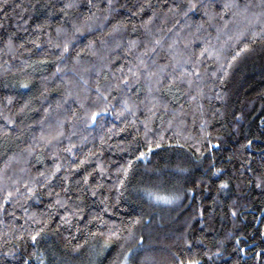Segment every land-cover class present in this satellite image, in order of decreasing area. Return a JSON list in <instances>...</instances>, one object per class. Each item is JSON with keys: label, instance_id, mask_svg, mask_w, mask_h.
<instances>
[{"label": "trees", "instance_id": "obj_1", "mask_svg": "<svg viewBox=\"0 0 264 264\" xmlns=\"http://www.w3.org/2000/svg\"><path fill=\"white\" fill-rule=\"evenodd\" d=\"M147 2L152 8L134 15L145 0H111V6L108 0H0V264H39L40 259L45 264H121L128 248L133 249L130 264H264L255 256L264 249V189L242 167L251 156L255 175L260 174L264 139L254 140L247 152L240 148L264 131V20L253 15H260L261 0H238L250 5L248 13L225 11L229 0H202L212 6L213 19L197 12L188 21L167 14L166 22L163 4L171 0ZM153 11L158 18L151 30L164 47L147 59L166 66L161 83L153 81L157 99L148 95L147 81L130 78L128 87L108 94L111 108L100 121L86 126L84 113L95 100L97 83L123 79L145 51L144 22ZM177 20L180 25L204 23L199 31L193 25L168 32ZM118 24L127 27L111 33ZM73 25L90 26V31L76 34L71 56L61 61L54 45L73 35ZM176 39L179 43L169 50ZM90 40L97 42L98 55L82 53L92 66L82 73L85 84L72 72V57ZM130 41L139 43L129 49ZM245 45L248 50L241 52ZM189 57L195 68L185 65L184 81L169 87L173 72H183L177 60ZM57 67L65 71L57 73ZM196 69L198 74L191 76ZM68 80L73 81V96L67 95ZM75 94L87 98L83 108ZM124 100L133 106L134 116L124 112ZM234 113L243 119H234ZM149 146L152 153L137 161ZM128 161L132 168L124 177L117 169ZM216 168L222 171L212 175ZM222 182L228 186L221 188ZM8 192L13 196L5 203ZM156 195L179 199L165 204ZM233 208L237 216L231 215ZM137 218L141 223L133 225ZM37 222H47V227L44 238L34 243L29 234ZM112 231L121 238L106 244ZM139 235L145 237L140 244ZM76 245H81L78 253L72 252Z\"/></svg>", "mask_w": 264, "mask_h": 264}, {"label": "snow or ice", "instance_id": "obj_2", "mask_svg": "<svg viewBox=\"0 0 264 264\" xmlns=\"http://www.w3.org/2000/svg\"><path fill=\"white\" fill-rule=\"evenodd\" d=\"M109 6H111V0H108ZM67 8H71L72 5L68 4L66 5ZM163 7L167 9V13H161V15L164 16V20L162 22H166L168 19L167 14H173V15H179L182 16L186 21H188L191 18V15H194L197 12H202L203 15L205 17H207L208 20H211L214 18L213 14H210V10L212 8V6L210 4H206L203 3L202 0H171V2H165L163 4ZM145 8H152V5L150 3L147 2V0H145V3L140 5L138 7V12L135 13L134 15H138L140 13L144 12ZM223 8L225 11H231V10H239L242 11L244 13H248L250 11V5H243L241 6V4L238 2V0H229V2L223 4ZM260 8L262 9L261 13L259 16H256L255 14L254 17L256 19H262L264 20V0H261V4H260ZM65 15H67V13H65ZM214 15H219V13H215ZM158 18V13L156 11H153L152 15L148 18L147 21L144 22V28H145V35H146V40H145V51L143 53H141L138 57H137V62L134 66L129 67L127 69V73L128 75L124 76L123 79L118 80L115 84H108V85H101L99 82L96 85L95 88V100L91 102V106L87 108V110L84 113V121L86 126L87 125H92L95 126L96 123H98L101 119V117L107 113L110 108L111 105L108 103V94L112 91L113 88H119L120 86H124V87H128L129 83H130V78L134 79L137 83L140 81L141 78H143L145 81L148 82V88H147V93L149 96L152 97L153 100H156L157 97L154 95V92L157 90L153 87V81H155V83L157 85H159L161 83V81L165 78L164 77V71L166 66L161 67L157 64V62L155 60H151V62H149V60L147 59L148 54L152 53L155 54L157 52V47H164V43L162 42V38L157 39L155 38L156 33H153L151 30V26L153 24V21L155 19ZM106 19V18H105ZM204 21H200V22H195L193 21L192 23H185L184 25H180V21L177 20L176 23L173 25L172 28L168 29V32H172L173 29H175L177 26H180L181 31H183V29H190L191 27H193V25H195L196 30L199 31L200 28L203 26ZM127 25H115L113 26L111 33H118L119 31H121V28H126ZM73 35L66 39L65 41H63L61 44H56L54 45V47H56L57 49L61 50V55L58 58L59 60L63 61L67 56H71V48H72V41H74L77 36L76 34H83L85 31H90V26L89 27H82V26H76L73 25ZM61 30L58 28L57 32L59 33ZM132 31L135 32L136 28L135 26H133ZM159 31V30H157ZM109 33V34H111ZM261 33H264V29L261 30ZM261 33H253V36H257L260 35ZM177 37L179 38L180 33L178 32ZM9 43H11V41H9ZM96 41L95 40H90L88 42V44L85 45L84 48H82L79 52H76L75 56L72 57V72L76 74V76H78L80 78V80L83 81V83L87 84L88 82L86 80H83V75L82 73L86 74L91 70V65H86V63L83 61L82 59V53H84L85 51L90 52V54L92 56H96L98 55V52L96 50ZM101 43H105L104 41H101ZM139 42L138 41H130L129 42V49H134L137 47V44ZM179 43V39L173 40V42L171 44H168L167 47L169 50H173L175 48V45ZM117 47H119V45H117ZM248 50V45H245V47L243 49H241V52ZM207 50L205 49L204 51H202L200 53L201 56H203L205 54ZM239 55V53H237V56ZM237 57L233 56L232 59L235 60ZM185 65H189L193 68H195V64L193 63V60L191 57H189L187 60H177V66L179 68H183V72H181L180 76H176L175 73L173 72L172 74V79L170 81L169 87H171L172 85H174L176 83V81H184L185 75H187L188 73V69L187 67H185ZM67 67V65H65V68ZM65 69L64 68H60L57 67L56 72L57 73H62L64 72ZM123 69H120V72L123 74ZM198 74V69H196L195 71H193L191 73V76H196ZM55 75V73H54ZM107 79V77L105 78ZM68 85H69V90L67 95L68 96H73L74 93L72 91V87H73V81L72 80H68L67 81ZM186 83L188 85H192L193 80L191 78H188ZM23 87L27 88L29 87L28 83H25L22 85ZM87 91H92V89H87ZM177 91H179V89L177 88ZM77 99L81 100V104L80 107H84V101L87 98L81 99V97L78 94H75ZM192 100H195L196 97L193 96L191 97ZM217 99H222V97L218 96ZM9 102H11V98H9ZM123 106H124V112H131L132 115H135V112L133 111V106L129 103V101L124 100L122 101ZM156 105L153 104V108H155ZM148 111L154 116L156 113L152 110V109H148ZM124 112H121L117 115V119H120L123 115ZM73 115H75V113H73ZM233 118L236 120H240L243 119V115L242 114H233ZM5 119H8L7 117H5ZM9 123L11 124H15V121L13 120H8ZM169 127L172 126V121L170 120L168 122ZM62 126V125H61ZM260 126L262 129H264V120H261L260 122ZM145 135L147 136L148 131H147V124H145ZM123 130V129H122ZM62 133H57V135H61ZM43 138V137H42ZM160 139H163V136L161 135L159 137ZM205 138L207 139V134L205 136ZM56 139V137H52L51 140ZM256 139H264V131L261 132L259 137H253V139H246V142L242 145H240V148L244 150V152H247V150L249 148H253L254 147V140ZM51 140H49V143H51ZM154 143V146L159 148L161 147V145L159 143ZM219 140L216 141L215 144H213V147H216L219 145ZM66 151L71 152L72 149H66ZM153 151V147L149 146L147 147L146 151H142L140 152L139 156L135 157V159L137 161H139L141 158L147 159L148 155H150ZM196 151H200L199 149H196ZM254 158L249 156L247 157V163L243 164L242 167L246 168L249 172H252L253 175L255 176V186L257 188H261L264 189V150L260 151V163L258 165V168L261 169L260 174L257 176L255 175V172L253 170V163H254ZM83 163V161L81 162ZM61 166L59 164H57L55 166V172H59L60 171ZM132 168V161H128L127 166L121 165L120 168L117 169L118 172L122 173L124 177H127L129 175V171ZM222 171V169L220 168H216L215 171L212 172V175H218L220 172ZM55 174V173H53ZM41 176H43L44 174L41 173ZM87 178H85L86 180ZM249 183H252V181H249ZM121 186H123L124 181L121 180L120 181ZM228 185L226 182H222L220 187L221 188H226ZM18 191V190H17ZM27 191L29 193L33 192L32 188H28ZM51 194V193H50ZM95 193H93L94 195ZM149 195L151 196L152 194L149 193ZM13 193L12 192H8L6 197L4 198V202L7 203L9 200L12 199ZM154 199L156 201H163L165 204H171L173 203L175 200L179 199L178 196H172V197H167V196H159L156 195L154 197ZM57 203H60L59 201H57ZM3 210V205L0 204V211ZM205 210L201 209L200 211V215L203 216L204 215ZM232 216H237L238 213L235 210V208H233L232 212H231ZM62 222H67V221H62ZM141 220L140 218H137L136 220L133 221V225H137L140 224ZM38 224V228L34 233H30L29 234V238L32 242L34 243H39L40 239L44 238L45 235V229L47 227V222H37ZM41 224H43L44 226H40ZM59 227V226H58ZM77 231H79V229H77ZM133 237V233L131 231H128V238H132ZM112 238H116V239H120V232L119 231H112L110 232L109 235V241L106 242L110 243ZM236 243L239 244L241 242V238L239 236L234 238ZM145 240V237L143 235H139L138 236V244L142 243ZM65 247H68V245L66 244ZM121 247H123V245H121ZM81 248V245H76L74 248H72V252H79ZM133 252L132 248H128L126 252L123 253V261L121 262V264H130V254ZM238 253H242V254H247L246 252V248H238L237 249ZM33 255H38V253L34 252ZM255 256L257 258H261L264 259V249H262L260 252L255 253ZM31 258V257H30ZM147 260V258H145ZM25 264H27V261L25 262ZM39 264H45L43 259H40ZM178 264H185V261L183 260H178ZM187 264H200L199 260H189L187 261Z\"/></svg>", "mask_w": 264, "mask_h": 264}]
</instances>
